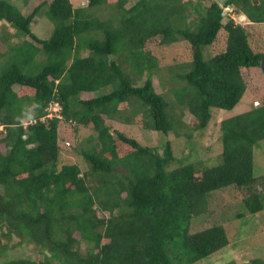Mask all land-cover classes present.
Instances as JSON below:
<instances>
[{"label":"trees","instance_id":"1","mask_svg":"<svg viewBox=\"0 0 264 264\" xmlns=\"http://www.w3.org/2000/svg\"><path fill=\"white\" fill-rule=\"evenodd\" d=\"M228 6L264 24V0H38L30 13L0 0V264L203 263L230 243L223 224L192 228L214 191L241 190L237 218L264 210V173H255L264 100L220 121L218 162L184 160L170 140L161 152L108 122L180 136L181 107L194 116L191 139L213 108L240 103L244 68L263 66L264 51ZM39 15L53 24L47 39L33 31ZM222 29L225 48L208 55ZM158 38L191 49V60L170 68L175 105L150 77L160 72L149 47ZM53 103L60 117L42 120ZM62 125L96 132L74 147L86 166H59Z\"/></svg>","mask_w":264,"mask_h":264},{"label":"rangeland","instance_id":"2","mask_svg":"<svg viewBox=\"0 0 264 264\" xmlns=\"http://www.w3.org/2000/svg\"><path fill=\"white\" fill-rule=\"evenodd\" d=\"M12 1L26 13H30L35 5L38 4V0H32L28 5H24L23 0ZM73 2L76 6L88 3L86 0H73ZM205 3L210 4L211 0H205ZM232 10L233 8L229 6L226 7V15L230 14V17H233L235 21L244 23L250 32V39L255 48L264 51V24L250 22L245 15L242 13H232ZM1 25L2 23L0 22V26ZM52 30L53 24L47 16L39 15L35 17L33 31L40 38H49ZM158 40L159 38L150 41L149 47L152 52L155 53V56L158 57V63L160 65L158 71L160 72L154 71L150 77L154 80L157 91L161 93L166 91L168 98L171 99V102L175 105L176 102L174 101L171 90L176 84L173 81L172 83L169 82L170 76L174 74L170 68L176 64L191 60V49L189 44L184 40L170 46L160 45ZM225 44L226 31L222 29L215 43L209 47L207 46L208 55L209 53L215 54L222 51L225 48ZM158 73L162 75L158 76ZM244 75L247 81V90L240 103L231 110L213 108V118L208 127L202 131L194 130L191 139L186 136L189 128L185 124L190 125L194 116L188 109L181 107H179V109L177 107L174 110V119L179 123V130L182 132L180 136H177L174 132L165 135L154 129L143 128L139 124L128 123L121 119H109L108 122L112 125L113 130L118 129L132 136H136L143 143L160 148L161 152L163 151L162 145L167 140H170L172 141L174 154L182 157L184 160H186V158L189 160L191 158L190 155H195L196 159H205L204 162L207 160L209 161L210 157L211 160L219 161L218 154H220L221 151L220 121L250 109L255 103L261 104L262 100H264V65L261 67L244 68ZM145 77H147V75H145ZM166 79L168 81L167 85L162 87V84H166ZM139 82L143 83V80ZM18 87L19 85H16V88ZM125 114L131 115L130 111H125ZM28 115H30L29 112ZM91 134H96L91 127L80 126L78 129L67 125H62L60 127L59 144L61 145L62 155V160L59 164L60 167L64 163L69 162H77L86 166L82 155H80L78 150L76 151L74 147L80 149ZM188 141H190V144ZM4 146L3 144L0 147L4 148ZM124 150L123 152H126V150ZM255 162L257 164L255 165V173L263 174L264 140L255 149ZM84 166L83 168H85ZM243 198L244 195L241 190L234 186L214 191L211 195L210 210L194 218L192 226L194 230H199L215 224H223L225 225L230 240L229 245L224 247L221 253L213 255L203 263L200 262L196 264H254L253 261L256 259L261 260V264H264V210L260 213H248L243 218H237L236 215L244 209L243 206H241ZM19 250L23 252L21 249ZM226 250L228 251L226 252ZM28 253L35 257L34 252L28 251ZM12 254L17 255L21 253L12 251Z\"/></svg>","mask_w":264,"mask_h":264},{"label":"built area","instance_id":"3","mask_svg":"<svg viewBox=\"0 0 264 264\" xmlns=\"http://www.w3.org/2000/svg\"><path fill=\"white\" fill-rule=\"evenodd\" d=\"M59 110H60V106L56 104L53 108L49 109L48 114L45 117H53V116L60 117Z\"/></svg>","mask_w":264,"mask_h":264},{"label":"clouds","instance_id":"4","mask_svg":"<svg viewBox=\"0 0 264 264\" xmlns=\"http://www.w3.org/2000/svg\"><path fill=\"white\" fill-rule=\"evenodd\" d=\"M229 7L232 8L231 6H229ZM56 104L59 105L58 103H53V104H51V105L49 106V109H50V108H53ZM59 106H60V105H59ZM49 109H48V111H49ZM60 109H61V107H60ZM59 113H60V110H59ZM44 119H45V116L42 118V120H44ZM33 121H34V120H33ZM27 124H28V122L25 123V125H27Z\"/></svg>","mask_w":264,"mask_h":264},{"label":"water","instance_id":"5","mask_svg":"<svg viewBox=\"0 0 264 264\" xmlns=\"http://www.w3.org/2000/svg\"><path fill=\"white\" fill-rule=\"evenodd\" d=\"M86 1H89V0H86Z\"/></svg>","mask_w":264,"mask_h":264}]
</instances>
